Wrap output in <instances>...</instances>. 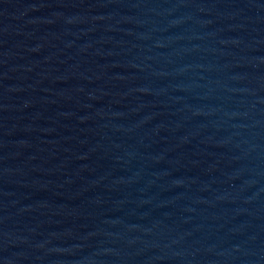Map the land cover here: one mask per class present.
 Masks as SVG:
<instances>
[{
  "label": "water",
  "instance_id": "95a60500",
  "mask_svg": "<svg viewBox=\"0 0 264 264\" xmlns=\"http://www.w3.org/2000/svg\"><path fill=\"white\" fill-rule=\"evenodd\" d=\"M0 264H264V0H0Z\"/></svg>",
  "mask_w": 264,
  "mask_h": 264
}]
</instances>
